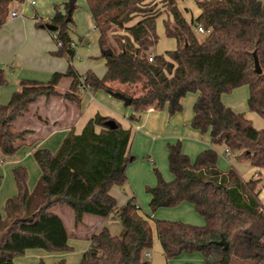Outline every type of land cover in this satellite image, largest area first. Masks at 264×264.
<instances>
[{
	"label": "trees",
	"instance_id": "trees-1",
	"mask_svg": "<svg viewBox=\"0 0 264 264\" xmlns=\"http://www.w3.org/2000/svg\"><path fill=\"white\" fill-rule=\"evenodd\" d=\"M85 1L107 66L123 63L134 68L146 78L150 90L134 98L105 86L92 70L77 72L72 64L77 50L71 46L74 39L70 26L77 0H68L57 5L51 21L41 25L52 23L57 27L50 33H56L53 39L56 45L59 41L62 45H57L53 54L67 57L69 67L65 73L55 72L48 82L23 79L10 101L0 104L2 152L13 155L26 142L30 131H16L13 125L39 98L56 96L80 104L81 79L93 91L109 92L137 110L156 98L160 107L170 102L171 114L181 109L180 98L186 91H197L196 114L189 125L203 135L208 133L212 146L192 160L184 153L180 140L169 143L168 163L173 178L167 180L154 167L157 181L147 187V192L152 211L190 203L205 223L155 219L165 258L170 261L183 254H200V261L186 264H234V259L264 264V204L259 200V180L244 181L235 168H219L215 148L224 145L237 160L264 168V130H258L244 113L236 112L222 100L223 94L248 86L249 111L264 117V2L195 0L200 14L189 22L179 0ZM11 2L0 0V29L10 14ZM159 3L171 16L165 21V32L176 39L177 47L155 54L151 62L148 52L158 40L153 25L144 23L142 37L132 39L129 34L117 33L114 24L154 14ZM195 25H202L208 32L197 33ZM255 55L261 74L255 70ZM65 77L72 82L67 91L60 92L57 86ZM7 83L1 69L0 88ZM109 119L97 113L80 133L71 129L55 153L47 148L36 149L33 156L42 174L33 191L28 188L25 167L14 168L17 194L7 199L5 214L0 213V264H15V259L30 249L69 250L70 235L65 223L51 212L53 207L64 205L73 210L75 227L85 214L101 218L116 214L122 224L119 235L112 234L108 227L92 233L79 264H152L144 256L153 246L150 216L140 212L134 197L118 206L110 192L113 186L127 182V166L134 157L129 154L131 129L118 122L116 128H110L105 124ZM1 183L0 176V186ZM222 239L228 248L218 244ZM39 264L46 263L41 260ZM55 264L68 263L60 259Z\"/></svg>",
	"mask_w": 264,
	"mask_h": 264
},
{
	"label": "crops",
	"instance_id": "crops-1",
	"mask_svg": "<svg viewBox=\"0 0 264 264\" xmlns=\"http://www.w3.org/2000/svg\"><path fill=\"white\" fill-rule=\"evenodd\" d=\"M67 1L68 0H35V4L29 1L11 2L10 8L18 11V15L16 17L9 15L6 23L0 29V70L2 69L4 71L8 79V83L2 86L0 90L6 88V86H11V95L19 88L20 82L23 79L48 82L55 72L65 73L67 71L69 67L68 58L53 54L57 49L55 40L46 26L44 27L41 25L42 23L44 24L51 21L56 14L57 5ZM159 1L160 0H156V2ZM77 4V8L72 14L74 22L70 25L72 29L71 36L77 43L85 45L87 36L91 35L96 29L86 1L77 0ZM158 8L159 10L154 14L148 16L139 15L123 25L114 24L115 30L119 34L126 33L129 34L132 39H136L142 37L144 34L142 25L144 23H151L156 29L158 40L157 43L149 49L148 54H159L155 52V47H157L159 43L160 36H164V33L166 34L165 21L171 18V16L161 3L158 4ZM184 9L185 10H182L189 22L195 20L200 14V9L198 8L199 13L196 12L190 19L188 12L190 8ZM161 16L164 20V31L163 33L159 31V34L157 24ZM38 23H40V26L37 25ZM89 45L88 43L87 46ZM176 47L177 41L175 38L167 42V50H173L176 49ZM101 58L106 64L105 72L103 75L101 74L102 76L100 77L105 86L124 92L134 98L145 96L148 93L150 86L147 84L146 78L140 72L123 63L114 64L109 68L107 66V59L102 56ZM73 66L79 74H84L87 70H92L97 74V72L90 67L81 73L77 69V66L74 64ZM71 82V78L65 77L57 86L58 91H67L70 88ZM198 96L199 94L197 91H186L180 98L181 109L174 114L170 112V102H166L163 107H160L159 100L156 98L151 104L137 110L134 109L133 106L125 105L123 100L102 89L93 91L87 88L79 92L80 104H74L61 97L53 96L47 98L43 96L31 104L30 110L25 115L19 117L21 130L30 131L26 140L29 146L23 147L22 150L13 155H5L0 148V156L5 160L8 159L9 162L6 164L16 165V167L26 165L29 172L33 171L36 175L42 174L37 161L32 157L33 152L38 148L48 147L55 153L71 129H74L76 133H80L88 120L99 113L120 123L124 128L131 129L129 154L134 158L127 166L126 173L128 180L123 186H113L110 192L117 199L118 206L126 204L129 199L134 197V201L140 209H144V211L148 213L149 211L147 208H144L146 205H143V201L146 202L145 204L150 202L151 197L147 192V187L154 186L157 181L153 172L150 170L151 164L156 165L158 169L163 172L167 180L173 178L170 174L168 175V173H170L168 144L180 140L184 153L189 155L192 160H194L200 152L212 146L209 134L205 136L201 134L199 130L189 125L191 119L196 114L194 106L198 100ZM248 97V86H242L233 90L230 94H223L222 100L233 110L244 113L246 118L251 120L258 130H264V117L249 111ZM240 98L242 99L241 101ZM217 147H224L226 149L224 145L215 146L216 150ZM218 155V166L225 170L222 168L223 164H220L219 152ZM143 156L147 157L148 162L142 159ZM224 158H226V156ZM0 163H4V160H1ZM124 186H126L129 195L127 192L125 193L120 189V187ZM28 188H30V191L34 190L30 185ZM16 194L17 186L14 194L9 198ZM193 207V204L182 203L173 208H159L152 214V217L154 219L167 220L182 219L181 221L185 220L184 222L187 221V223L192 222L197 223V225H202L203 221L198 217L195 211L196 209H193ZM86 215L87 214L83 216V221L78 227H75L74 224L76 230L74 244L76 242L75 245L79 247L78 249L80 253H82V256L89 247L90 235L100 232L104 227L109 228V226H106V221L97 218L98 216L93 217L94 219L90 218L87 221V219L85 220ZM104 219L106 220V218ZM109 230L111 231L110 228ZM117 233L121 234V230L119 229ZM119 234L114 233V235ZM153 240V246L144 253V256H147V259L151 261L152 264H157L156 259H161L164 264V260H166L164 250L159 240L157 230L155 231L154 228ZM31 250H33L30 252L33 260L49 256L47 255L49 253L43 252L41 249ZM51 254H53L51 257L52 264H55L62 258L68 259L71 257V255L66 252ZM180 257H185V260L195 262L202 259L200 254H183L179 256V258ZM175 259L176 258L170 261L166 260L165 262L166 264H178ZM28 262L27 260L26 264H28Z\"/></svg>",
	"mask_w": 264,
	"mask_h": 264
},
{
	"label": "rangeland",
	"instance_id": "rangeland-1",
	"mask_svg": "<svg viewBox=\"0 0 264 264\" xmlns=\"http://www.w3.org/2000/svg\"><path fill=\"white\" fill-rule=\"evenodd\" d=\"M179 6L183 10H185L184 8H190L189 11H188L190 19L199 10L195 0H179ZM190 11H191V13H190ZM157 30H158L159 34H160L159 31H162V33L164 31V20H163L162 16L158 20ZM98 37H99V34H98V32L96 30L93 31L91 35L87 36V38L85 39V45H81L80 44L79 47L77 48L78 52H77L76 57L73 59V64L75 66H77V69L81 73H83L84 71H86L90 67L91 69H94L97 72L99 77H101L104 74V72H105L106 64H105V62H103V59L101 58L100 48H99V43H98ZM171 39H173V38H170V37L166 36L165 33H164V36L161 35L160 38H159V43L157 44V47H155V52H157L159 54L164 53L167 50V48H166L167 42H169ZM88 43L90 44L89 46H87ZM55 45H56V43H55ZM159 49H160V52H159ZM10 90H11V86L10 87L6 86V88H3L2 90H0V104H7L10 101V98L12 96V94L10 95ZM129 91L132 92L131 90H129ZM241 100L242 99L240 98V101ZM13 129L16 130V131L21 130L20 118H18V120H16L14 122ZM204 135L208 136V133H206ZM25 146H29L28 141L25 142L17 150V152L22 150L23 147H25ZM47 149L51 150L48 147H47ZM217 151L220 154V164L221 163L223 164V165L221 164L223 166V167L221 166L222 168H224L225 170L229 169L230 167L235 168L244 181H248V180H250L252 178L259 180V190H260L259 200H260V202L262 204H264V168H256V167L252 166L249 161L237 160L234 155H230V156L224 158L225 157L224 156V151H225L224 147H217ZM52 152H54V151H52ZM32 157L35 160L34 156H32ZM142 159L147 161V157L146 156H143ZM1 160H4L5 164L4 163H2V164L0 163V176L2 177V183H1V186H0V208H2V209H0V213H2L4 215L5 214V203H6V200L12 194H14L15 188H16V181H15V177H14V168L16 167V165L6 164L7 162H9L8 159L5 160V159H3L0 156V162H1ZM23 166L27 170V174H28L27 175V183H28V186L30 185V187H33V189H34L36 187L39 179H40L41 173L39 175H36L35 173H33V171L29 172V169H28V167L26 165H23ZM154 167H157V166L151 164L150 170H151V172H153V175L156 178V174L154 172ZM169 172H170V169H169ZM162 174H163V172H162ZM169 174L172 177L171 172L168 173V175ZM29 179H30V182H29ZM120 189L122 191H124L125 193L128 191L126 186L120 187ZM128 195H129V193H128ZM145 203L146 202L143 201V205L144 206L146 205V207H144V208H147V210L149 212L146 213L144 211V209H140V212L142 214L150 216V221L152 223V226H153L154 230L156 231L155 219L152 217L153 216L152 214L155 211L151 210V208L149 206V203H147V204H145ZM170 208H173V207H170ZM193 209H195V208L193 207ZM51 212L59 215L63 219V221L65 223V226H66V228H67V230L69 232V235H70V238H69L70 249L66 250V251H53V252L41 249V251L43 250V252L45 251V252L49 253V254H47L49 256L48 257H44V258L41 257V258H38L37 260H33V258H31L30 252L33 251V250L30 249V250H28L26 252L25 255L19 256V257H17L15 259L16 264H26L27 260L29 261L28 264H39L41 260H43L46 264H52V258L51 257H52L53 254H51V253H65V252L69 253L71 255L70 258H68V259L65 258L68 263H70V264H79L80 263L81 258H82L81 257L82 253H80V251L78 249L79 247H77L75 245L76 242L74 244V238H75L76 230L74 228V213H73V210L69 206L64 205V206L53 207L51 209ZM196 213H197L198 217H200V219L203 221V224H204L205 223V219L197 211H196ZM93 217H97V216L87 214L85 216V220L87 219V221H88V219H90V218L94 219ZM97 218L102 219L103 221H106V226H109V228L111 229V232L113 234L114 233L115 234H119V233H117V231L119 229L122 231V224H121L120 219L118 218V216L116 214H113L112 216L106 218V220L104 218H100V217H97ZM174 220H182V219H174ZM183 221H185V220H183ZM190 223L197 225V223H192V222H190ZM98 231H99V229H98ZM145 258L147 259V256ZM62 259H64V258H62ZM175 260L177 261L178 264H186V261H187V260H185V257H180V258L177 257ZM159 261H160V264H163L161 259H156L157 264H159ZM165 261L166 260H164V264H166ZM234 264H251V263L242 262V261H240L238 259H234Z\"/></svg>",
	"mask_w": 264,
	"mask_h": 264
},
{
	"label": "built area",
	"instance_id": "built-area-1",
	"mask_svg": "<svg viewBox=\"0 0 264 264\" xmlns=\"http://www.w3.org/2000/svg\"><path fill=\"white\" fill-rule=\"evenodd\" d=\"M13 1H29L30 3H32V4H35L36 2H35V0H13ZM18 15V11H16V10H12L11 8H10V16H12V17H16ZM194 29H195V31L197 32V33H206V32H208L202 25H198V26H194ZM52 36H53V38L54 37H56V33H52ZM57 45L58 46H61L62 45V41H59L58 43H57ZM79 43H77L76 41H72L71 42V46L72 47H75L76 48V50H77V48L79 47ZM153 57H154V55L152 54H150L149 55V57H148V59H149V61H153ZM88 87H86L85 85H84V83H83V81H82V79H81V84H80V86H79V92H82V91H84V90H86ZM230 155H232V152L228 149V148H226L225 149V156L226 157H228V156H230ZM148 255V254H147Z\"/></svg>",
	"mask_w": 264,
	"mask_h": 264
},
{
	"label": "water",
	"instance_id": "water-1",
	"mask_svg": "<svg viewBox=\"0 0 264 264\" xmlns=\"http://www.w3.org/2000/svg\"><path fill=\"white\" fill-rule=\"evenodd\" d=\"M75 1H76V0H71V2H75ZM61 11H62L64 14L66 13V10H64V7H63V6L61 7ZM46 28H47L49 31H54V30H56L57 27H56L54 24L49 23V24L46 25ZM108 54H110V53H108ZM254 65H255V70H256V72H257L258 74H261V73H262V68H261V66H260L259 60H258V58H257L256 55H255V59H254ZM105 124H106L108 127H110V128H116V127H117V122H116L115 120H113V119H109V120H107ZM218 244H220V245H224L225 248H228V243L225 242L224 239H222L221 241H219Z\"/></svg>",
	"mask_w": 264,
	"mask_h": 264
}]
</instances>
